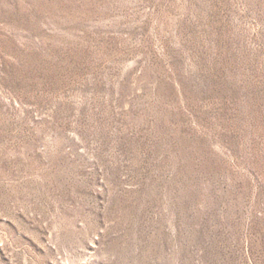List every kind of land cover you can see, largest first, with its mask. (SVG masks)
Segmentation results:
<instances>
[{
    "label": "rangeland",
    "instance_id": "rangeland-1",
    "mask_svg": "<svg viewBox=\"0 0 264 264\" xmlns=\"http://www.w3.org/2000/svg\"><path fill=\"white\" fill-rule=\"evenodd\" d=\"M0 264H264V0H0Z\"/></svg>",
    "mask_w": 264,
    "mask_h": 264
}]
</instances>
